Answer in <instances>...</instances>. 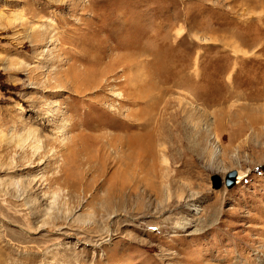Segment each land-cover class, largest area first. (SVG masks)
<instances>
[{
  "label": "rangeland",
  "instance_id": "1",
  "mask_svg": "<svg viewBox=\"0 0 264 264\" xmlns=\"http://www.w3.org/2000/svg\"><path fill=\"white\" fill-rule=\"evenodd\" d=\"M0 264H264V0H0Z\"/></svg>",
  "mask_w": 264,
  "mask_h": 264
},
{
  "label": "bare ground",
  "instance_id": "2",
  "mask_svg": "<svg viewBox=\"0 0 264 264\" xmlns=\"http://www.w3.org/2000/svg\"><path fill=\"white\" fill-rule=\"evenodd\" d=\"M186 125V123H185ZM189 125V124H188ZM191 127H184V126H181V125H175V129L170 127L166 130V132L164 133H161L159 132L157 129L152 131L148 126H145L142 130L143 132L141 134H139V137H138V141L136 144L132 143L131 145V150L133 152V154H136L139 153H145L146 154V158L145 160H143L142 163H140L138 166H139V169L142 171L144 169V163L148 158H153V157H156V145H157V142L163 138H168L169 140H172V141H175L176 144H179V143H182L183 142V138L185 137L186 140L191 144L192 142V138L190 137L191 135V132L192 130L190 129ZM167 136V137H166ZM147 143H145V141H147ZM123 143V142H122ZM116 144V143H115ZM119 145V142L117 143ZM123 145V144H122ZM130 147V146H129ZM126 148V147H125ZM149 154V156L147 155ZM131 157H132V154H131ZM139 160V159H138ZM142 161V160H141ZM88 162V161H87ZM137 167V165H136ZM125 177V176H124ZM243 174H240L239 173V176H237V180L240 181L243 179ZM122 180V179H121ZM127 180V179H125ZM142 178L138 177L136 179V181L134 182L133 184V187L130 188V191H131V195L136 192V190L140 187V185L142 184ZM237 181V182H238ZM121 187V186H120ZM123 188V187H122ZM123 190V189H122ZM125 190V189H124ZM118 192V190H117ZM122 191H120L121 193ZM127 197V196H126Z\"/></svg>",
  "mask_w": 264,
  "mask_h": 264
},
{
  "label": "water",
  "instance_id": "3",
  "mask_svg": "<svg viewBox=\"0 0 264 264\" xmlns=\"http://www.w3.org/2000/svg\"><path fill=\"white\" fill-rule=\"evenodd\" d=\"M236 178H237V172L232 171L230 172L225 179V184L228 188H232L236 184ZM212 182H213V187L215 189H219L222 186V180L221 177L218 175H213L212 176Z\"/></svg>",
  "mask_w": 264,
  "mask_h": 264
}]
</instances>
